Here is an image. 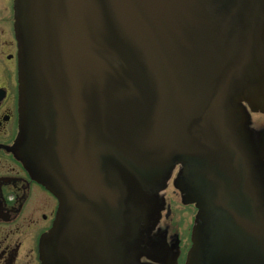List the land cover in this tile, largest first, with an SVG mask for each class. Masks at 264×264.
I'll list each match as a JSON object with an SVG mask.
<instances>
[{
  "label": "water",
  "instance_id": "water-1",
  "mask_svg": "<svg viewBox=\"0 0 264 264\" xmlns=\"http://www.w3.org/2000/svg\"><path fill=\"white\" fill-rule=\"evenodd\" d=\"M15 10L23 146L59 199L41 264L135 263L126 245L177 160L195 173L199 219L226 212L185 264H264V148L243 105L264 114V0Z\"/></svg>",
  "mask_w": 264,
  "mask_h": 264
},
{
  "label": "flooded vegetation",
  "instance_id": "flooded-vegetation-1",
  "mask_svg": "<svg viewBox=\"0 0 264 264\" xmlns=\"http://www.w3.org/2000/svg\"><path fill=\"white\" fill-rule=\"evenodd\" d=\"M15 9V0H0V264H41L40 241L53 228L59 199L50 190L49 181L42 179L28 148L23 146ZM6 11L11 13L7 23L11 24L12 33L7 41L2 39ZM243 105L250 115V127L263 149L264 114L251 113L247 105ZM256 116L262 119L254 122ZM188 169L177 160L165 186L155 189L156 211L152 209L149 221L137 220L140 234L131 235L126 245L130 248L131 261L135 260L132 264H185L197 229H203V234L206 230V235H210L218 219L225 215L219 207L204 206L203 222L199 219L202 204L195 197V173L190 166ZM170 188L174 194L168 193ZM144 210L147 213L145 204ZM188 214L190 221L184 240L185 235L179 233L181 225L177 226V217Z\"/></svg>",
  "mask_w": 264,
  "mask_h": 264
},
{
  "label": "rangeland",
  "instance_id": "rangeland-1",
  "mask_svg": "<svg viewBox=\"0 0 264 264\" xmlns=\"http://www.w3.org/2000/svg\"><path fill=\"white\" fill-rule=\"evenodd\" d=\"M9 19L11 20V13H9L8 11H6V13H5L6 25L4 27V36L2 37V39L5 40V41L10 40L12 38L11 24H9V22L7 23V21H9ZM0 68H1V66H0ZM258 119H262V118L256 116V117L253 118V121L254 122H257ZM168 193L174 194L172 188H170L168 190ZM179 210L181 211L182 209L179 207ZM184 211L188 212V210H184ZM182 216H184V217L183 218L182 217H177V221H178L177 226H180L181 225L180 226V229H179V233L181 235H185L184 236V240H185L186 239V236H187V228L189 226L190 215L188 214V215H182Z\"/></svg>",
  "mask_w": 264,
  "mask_h": 264
}]
</instances>
